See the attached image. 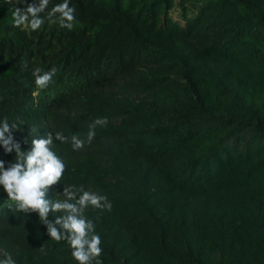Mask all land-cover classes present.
Segmentation results:
<instances>
[{"label": "trees", "instance_id": "trees-1", "mask_svg": "<svg viewBox=\"0 0 264 264\" xmlns=\"http://www.w3.org/2000/svg\"><path fill=\"white\" fill-rule=\"evenodd\" d=\"M195 2L69 0L71 29L33 31L0 0V123L18 125L21 151L49 132L84 138L107 118L80 150L53 141L65 171L45 196L72 186L107 197L110 210L84 211L102 264H264V0H200L188 16ZM37 67L57 70L44 89ZM0 161L7 169L15 152L0 147ZM7 199L0 187V259L78 264Z\"/></svg>", "mask_w": 264, "mask_h": 264}, {"label": "clouds", "instance_id": "clouds-1", "mask_svg": "<svg viewBox=\"0 0 264 264\" xmlns=\"http://www.w3.org/2000/svg\"><path fill=\"white\" fill-rule=\"evenodd\" d=\"M12 5V24L14 27H23L29 30L39 29L46 21L59 24L61 28L71 29L75 22V9L70 6L69 0H63L46 12L49 0H33L32 4L20 9L14 7L23 3V0H4ZM56 69L42 71L39 67L33 71L35 85L46 88L53 82ZM107 125V118L100 117L88 124L84 138L73 134L70 138L57 132L48 133L46 138L31 140V150L21 151L19 143L14 142L11 135L19 131L18 125H9L7 118L0 123V147L5 153L15 152V162L7 169L0 161V187L7 194V201H11L8 209L17 213L34 212L39 216V222L46 226L47 234L51 240L65 241L71 249L72 258L78 264H102L99 259L102 248L101 239L94 233V225L84 216L88 207L95 209H111L107 197L94 192L74 189L72 186L64 187V199H45L47 189L60 182L65 171L63 161L52 150L53 141L71 143L72 149L80 150L85 143H91L96 135L97 127ZM38 129H33L37 133ZM7 134V135H6ZM34 135V136H35ZM27 143V138L24 141ZM60 196V195H58ZM50 213H61L59 218L49 220ZM43 248V246L41 247ZM0 264H15L11 255L5 253Z\"/></svg>", "mask_w": 264, "mask_h": 264}, {"label": "rangeland", "instance_id": "rangeland-1", "mask_svg": "<svg viewBox=\"0 0 264 264\" xmlns=\"http://www.w3.org/2000/svg\"><path fill=\"white\" fill-rule=\"evenodd\" d=\"M175 1L177 2V0H175ZM199 1L196 0V2L194 3V6H192V5L190 6L189 4L187 5L188 9L190 10V12L187 13L188 16L191 15L196 10V6L198 5ZM171 17L174 20L178 21L179 23L184 24V20L181 17V10L177 6V4L175 5L174 9L171 11Z\"/></svg>", "mask_w": 264, "mask_h": 264}]
</instances>
